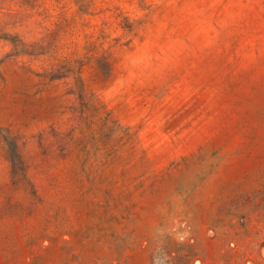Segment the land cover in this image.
I'll return each instance as SVG.
<instances>
[{
    "label": "rangeland",
    "instance_id": "1",
    "mask_svg": "<svg viewBox=\"0 0 264 264\" xmlns=\"http://www.w3.org/2000/svg\"><path fill=\"white\" fill-rule=\"evenodd\" d=\"M0 264H264V0H0Z\"/></svg>",
    "mask_w": 264,
    "mask_h": 264
},
{
    "label": "built area",
    "instance_id": "2",
    "mask_svg": "<svg viewBox=\"0 0 264 264\" xmlns=\"http://www.w3.org/2000/svg\"><path fill=\"white\" fill-rule=\"evenodd\" d=\"M247 262H248V263H250L251 261H250V260H248Z\"/></svg>",
    "mask_w": 264,
    "mask_h": 264
}]
</instances>
